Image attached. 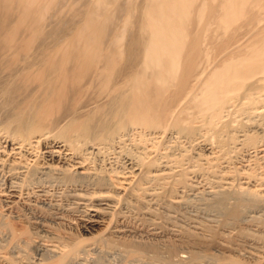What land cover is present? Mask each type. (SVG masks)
<instances>
[{"label":"bare ground","instance_id":"obj_1","mask_svg":"<svg viewBox=\"0 0 264 264\" xmlns=\"http://www.w3.org/2000/svg\"><path fill=\"white\" fill-rule=\"evenodd\" d=\"M52 6L0 0V264H264V0Z\"/></svg>","mask_w":264,"mask_h":264},{"label":"rangeland","instance_id":"obj_2","mask_svg":"<svg viewBox=\"0 0 264 264\" xmlns=\"http://www.w3.org/2000/svg\"><path fill=\"white\" fill-rule=\"evenodd\" d=\"M55 0H47V3L48 5H51V7H55V6H52V3L54 2ZM66 9L67 7L66 6H62V7H59L58 9V15H66L67 12H66Z\"/></svg>","mask_w":264,"mask_h":264}]
</instances>
